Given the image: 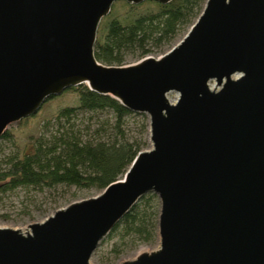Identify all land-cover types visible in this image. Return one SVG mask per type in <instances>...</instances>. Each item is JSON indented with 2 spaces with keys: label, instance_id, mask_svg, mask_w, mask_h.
<instances>
[{
  "label": "water",
  "instance_id": "obj_1",
  "mask_svg": "<svg viewBox=\"0 0 264 264\" xmlns=\"http://www.w3.org/2000/svg\"><path fill=\"white\" fill-rule=\"evenodd\" d=\"M118 1L173 0H0V140L84 84L146 114L151 143L98 195L1 227L0 264H90L150 193L158 247L121 264H264V0H206L168 51L107 66L94 47Z\"/></svg>",
  "mask_w": 264,
  "mask_h": 264
},
{
  "label": "trees",
  "instance_id": "obj_2",
  "mask_svg": "<svg viewBox=\"0 0 264 264\" xmlns=\"http://www.w3.org/2000/svg\"><path fill=\"white\" fill-rule=\"evenodd\" d=\"M127 8L140 9L152 3L156 13H149L123 25L109 16L101 20L94 47L95 57L107 66H122L125 51L140 50L143 58L150 53H164L177 37L187 31L200 15L206 0H173L166 5L146 1ZM115 12V3L111 14ZM49 98L46 102L54 99ZM78 104L60 110L57 130L50 136L36 139L33 149L22 157L12 156L0 164V194L20 187L54 188L59 185L103 191L123 178L143 145L129 140L123 127L127 116L134 114L119 101L91 91L87 85L78 89ZM112 112L118 132L114 140H83L80 134L65 128L80 112ZM146 128V127H145ZM10 137L5 132L1 139ZM160 203L157 196L143 197L113 228L110 235H119L132 247L158 240Z\"/></svg>",
  "mask_w": 264,
  "mask_h": 264
},
{
  "label": "rangeland",
  "instance_id": "obj_3",
  "mask_svg": "<svg viewBox=\"0 0 264 264\" xmlns=\"http://www.w3.org/2000/svg\"><path fill=\"white\" fill-rule=\"evenodd\" d=\"M111 12L108 15L110 20L118 19L123 25H129L140 16L156 13L157 7L149 3L140 9L127 8L121 1H118L115 2V12L113 14ZM186 32L181 33L173 44L165 48L164 51H168L182 39ZM162 54L160 52L150 53L145 57H158ZM124 57L125 61L122 66L135 64L145 58L140 56V50H127ZM78 89L79 86L68 89L62 95L46 102L36 115L9 125L6 131L10 133V137L0 140V164L12 156L22 157L29 153L37 138L42 135L48 137L55 132L58 128L55 121L60 110L78 104ZM177 96L176 93L168 95L171 101H174ZM65 121H62L65 128L80 134L83 140L97 141L101 139L109 141L114 140L116 134L118 135L113 113L109 111L80 112L72 118L69 124H66ZM123 131L129 140L137 141L143 145L142 151L151 148L149 117L146 114L134 113L127 116ZM99 193L95 189H78L59 185L44 189L32 186L20 187L15 191L0 194V228L8 227L25 231L29 224L43 221L56 210L75 201L94 197ZM153 195L157 196L156 194ZM157 200L159 201L158 196ZM158 244L159 240L151 244L132 247L130 243L124 242L118 234H109L94 251L90 264H121L125 260L133 259L140 252L156 249Z\"/></svg>",
  "mask_w": 264,
  "mask_h": 264
}]
</instances>
